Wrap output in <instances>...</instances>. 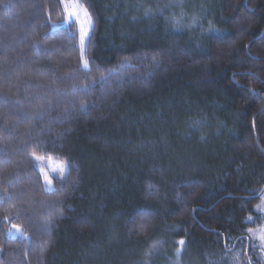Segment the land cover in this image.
Masks as SVG:
<instances>
[{"label": "trees", "instance_id": "16d2710c", "mask_svg": "<svg viewBox=\"0 0 264 264\" xmlns=\"http://www.w3.org/2000/svg\"><path fill=\"white\" fill-rule=\"evenodd\" d=\"M62 1L0 0V264H264V0Z\"/></svg>", "mask_w": 264, "mask_h": 264}, {"label": "rangeland", "instance_id": "374dc122", "mask_svg": "<svg viewBox=\"0 0 264 264\" xmlns=\"http://www.w3.org/2000/svg\"><path fill=\"white\" fill-rule=\"evenodd\" d=\"M62 6L65 17L61 25L67 26L70 23L75 24L78 33V42L80 45H84L92 27V22L86 9L81 4H79L77 0H63ZM40 172L42 174L44 188L46 190L52 189V178H62L65 174L64 168L61 167L58 163H50L48 170L40 169ZM259 210L264 216V199L262 200V205ZM6 235L9 238H27L26 235L20 230V228L16 226L7 228ZM256 236L259 240V243L264 246V225L258 227Z\"/></svg>", "mask_w": 264, "mask_h": 264}, {"label": "snow or ice", "instance_id": "6c2138e0", "mask_svg": "<svg viewBox=\"0 0 264 264\" xmlns=\"http://www.w3.org/2000/svg\"><path fill=\"white\" fill-rule=\"evenodd\" d=\"M180 243L183 244V241H181Z\"/></svg>", "mask_w": 264, "mask_h": 264}]
</instances>
